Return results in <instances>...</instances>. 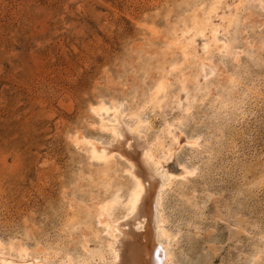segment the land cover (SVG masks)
Masks as SVG:
<instances>
[{"label": "rangeland", "instance_id": "rangeland-1", "mask_svg": "<svg viewBox=\"0 0 264 264\" xmlns=\"http://www.w3.org/2000/svg\"><path fill=\"white\" fill-rule=\"evenodd\" d=\"M100 101L147 141L167 144L168 123L198 141L172 160L195 174L164 192L173 264H264V0H0L3 254L106 250L97 205L117 195L121 217L134 180L74 142L113 141Z\"/></svg>", "mask_w": 264, "mask_h": 264}, {"label": "bare ground", "instance_id": "bare-ground-1", "mask_svg": "<svg viewBox=\"0 0 264 264\" xmlns=\"http://www.w3.org/2000/svg\"><path fill=\"white\" fill-rule=\"evenodd\" d=\"M223 30V25L218 24L213 27L211 33L215 38V33ZM221 40L225 41L224 37H221ZM216 43L219 44V42ZM220 44L223 47L226 46V43ZM220 44L219 46H221ZM180 48L183 49L182 45ZM204 62L202 65L206 70L207 64ZM164 84L165 82L161 79L151 93L150 99L157 105L160 103L159 94L164 91ZM119 108L115 105L109 108L102 101L91 106L92 111L98 116L102 112H111V118L105 121L100 120V127L103 131L106 130L111 133L112 142L102 143L93 140L94 138H86L79 133L75 135L74 142L85 145L89 149L91 157L97 161L107 162L116 153L126 161L128 164L126 170L134 180V185L125 202L126 211L121 217L113 216V209L120 202L117 195L99 203L95 215L98 224L103 229V234L107 237L106 250L90 249L89 252L94 260L99 259V261L92 262L88 258L77 260L68 254L66 260L62 261L61 264H173L170 246V239L173 235L170 234L163 224L164 221H162L164 192L175 181L186 178L188 172L193 173L191 169L188 170L180 166L178 168L177 163H172V160L176 151L183 146L182 143L193 147L198 141L196 137L185 139L182 131L173 123L164 126L166 128L165 133L170 138L167 144L163 140L147 141L144 134L138 129L141 120L133 119V121L135 120L133 125L129 124L124 121L127 119L123 118L125 112H121ZM189 109L187 106V111ZM127 116L125 115V117ZM129 118L132 119V117ZM164 238L166 240H163ZM3 249L4 244L0 241V264H56L44 256L43 258L30 256L29 249L27 250L25 247H20L16 256L3 254ZM87 255H89L88 252Z\"/></svg>", "mask_w": 264, "mask_h": 264}, {"label": "snow or ice", "instance_id": "snow-or-ice-1", "mask_svg": "<svg viewBox=\"0 0 264 264\" xmlns=\"http://www.w3.org/2000/svg\"><path fill=\"white\" fill-rule=\"evenodd\" d=\"M187 174H188L189 176H191V175H194L195 173L188 172Z\"/></svg>", "mask_w": 264, "mask_h": 264}]
</instances>
